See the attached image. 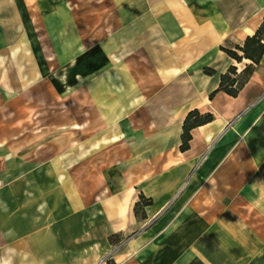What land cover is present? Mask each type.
Segmentation results:
<instances>
[{
    "label": "crops",
    "instance_id": "obj_1",
    "mask_svg": "<svg viewBox=\"0 0 264 264\" xmlns=\"http://www.w3.org/2000/svg\"><path fill=\"white\" fill-rule=\"evenodd\" d=\"M263 19L264 0H0V264H264V51L209 96L251 62L220 47ZM192 110L212 119L182 150Z\"/></svg>",
    "mask_w": 264,
    "mask_h": 264
},
{
    "label": "trees",
    "instance_id": "obj_2",
    "mask_svg": "<svg viewBox=\"0 0 264 264\" xmlns=\"http://www.w3.org/2000/svg\"><path fill=\"white\" fill-rule=\"evenodd\" d=\"M220 49L237 62H240L242 58L249 59L251 62L246 64L239 73L236 72L235 66H229L227 71L220 75L218 88L211 92L209 96L212 97L217 91H223L230 96H236L248 80L254 64L258 63L262 57L264 51V19L254 34L245 38L242 45H233L231 48L220 47ZM204 72L206 74H213L214 70L204 68ZM211 119L212 115L210 114L201 115L197 110L190 111L183 122L182 145L180 148L185 150L188 147L190 139L189 131L191 128L207 123Z\"/></svg>",
    "mask_w": 264,
    "mask_h": 264
},
{
    "label": "built area",
    "instance_id": "obj_3",
    "mask_svg": "<svg viewBox=\"0 0 264 264\" xmlns=\"http://www.w3.org/2000/svg\"><path fill=\"white\" fill-rule=\"evenodd\" d=\"M122 241H119V245L121 244Z\"/></svg>",
    "mask_w": 264,
    "mask_h": 264
}]
</instances>
